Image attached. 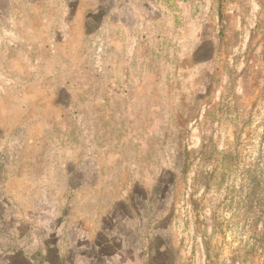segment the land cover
I'll use <instances>...</instances> for the list:
<instances>
[{"label": "rangeland", "instance_id": "374dc122", "mask_svg": "<svg viewBox=\"0 0 264 264\" xmlns=\"http://www.w3.org/2000/svg\"><path fill=\"white\" fill-rule=\"evenodd\" d=\"M0 264H264V0H0Z\"/></svg>", "mask_w": 264, "mask_h": 264}]
</instances>
